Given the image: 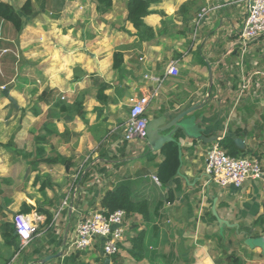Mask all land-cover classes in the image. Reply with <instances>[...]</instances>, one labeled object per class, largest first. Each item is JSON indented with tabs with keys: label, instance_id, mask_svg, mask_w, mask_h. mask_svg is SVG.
Instances as JSON below:
<instances>
[{
	"label": "crops",
	"instance_id": "1",
	"mask_svg": "<svg viewBox=\"0 0 264 264\" xmlns=\"http://www.w3.org/2000/svg\"><path fill=\"white\" fill-rule=\"evenodd\" d=\"M3 1L19 9L26 0ZM42 1L45 7L39 9ZM33 2L34 11L24 16L18 40L12 25L0 21V264H65L73 254L68 244L79 214L101 208L102 195L126 180L137 198L148 200L151 219L136 216L139 229L146 231L144 259H133L127 240L122 244L125 251L118 253L119 261L226 264L225 251H236L245 264H264L260 248L237 243L254 234L264 235V176L248 179L241 188H222L205 174L209 149L226 136L234 142L243 139L244 147L235 142L243 150L241 156L257 157L264 170V38L251 43L245 54L241 52L239 34L248 1L160 0L144 18L157 33L152 42L138 40L127 20L128 0H113L107 12H99L95 0ZM49 4L59 11L48 14ZM203 8L209 11L199 20ZM118 51L123 62L115 69ZM172 60L178 61L179 75L167 78L146 109L148 120L160 117L161 125L189 110L179 120L187 133L178 129L173 135L180 143L178 180L163 185L154 179L164 158L162 149H151L147 140L127 141L123 133L131 100L152 93L156 86L145 74L162 75ZM247 81L248 88L241 92ZM103 85L105 100L100 94ZM51 90L70 103L82 95L85 119L77 115L68 119L59 108H52L51 97L40 100L44 91ZM47 122L57 132L44 143L46 153L38 155L35 137L45 132ZM100 146L104 156L99 155ZM56 153L72 158L73 173L60 163L43 161ZM149 155L155 157L149 159ZM65 176L73 208H65L54 220L65 198L60 193ZM30 178L37 181L33 190ZM24 204L34 208L24 213ZM214 205L221 218L239 225L237 234L230 235L225 225H219ZM38 206L53 214L50 227L61 243H51L47 216L38 212ZM19 213L29 219L38 213L41 220L28 244L22 245L18 238L16 248L6 243L3 230ZM130 228L131 224L128 238L133 233ZM223 233L236 242L235 247L220 245ZM58 252L61 255L42 262Z\"/></svg>",
	"mask_w": 264,
	"mask_h": 264
},
{
	"label": "trees",
	"instance_id": "2",
	"mask_svg": "<svg viewBox=\"0 0 264 264\" xmlns=\"http://www.w3.org/2000/svg\"><path fill=\"white\" fill-rule=\"evenodd\" d=\"M160 0H128L127 2V20L133 24L136 29V35L140 42H152L157 38V33L155 32L154 28L147 24L144 18L153 13L151 10V5L159 2ZM97 4V10L99 12H107L113 4V0H95ZM190 2L183 5L182 9L189 7ZM34 11V2L33 0H26L24 4L19 8H15V6L9 2L0 0V21L4 23H10L14 29V33L16 36V40H18L19 36L21 35L23 28H24V16L30 15ZM123 62V54L122 52L118 51L114 54V64L113 67L115 69H119ZM105 85L100 88V94L102 95V100L107 99L104 95ZM99 94V95H100ZM49 97L54 99V103L52 104V108H59V110L63 113L67 114L68 119L73 118V116L77 115L82 119H85V107L84 102L85 99L82 95H79L72 103L62 99V95L56 91H44L40 95V100L49 101ZM45 132L43 134H39L35 137L36 143V153L39 155L45 154L46 150L44 147V143L47 142L48 136L51 133L57 132L52 127V123L47 122L45 124ZM219 144L227 151L228 154L232 156H241L243 150H241L235 144L233 138L230 136H226L223 139L219 140ZM162 155L164 158L160 161L157 167V177L161 184L167 185L170 182L177 181L178 179V170L181 164L180 158V146L178 141H170L167 142L162 150ZM99 155L104 156L103 147L100 146ZM155 156L149 155V159H153ZM46 163H60L65 166L66 171L71 174L75 170L73 167L75 163L73 162L71 157L64 156L60 153H56V156H46L43 159ZM85 176L82 177L81 183L85 181ZM80 177H78L77 182H79ZM41 188H44V184L42 183ZM171 199V198H169ZM100 206L103 209L109 211H115L117 209H123L126 211L127 217H132L133 214L138 213L140 214L145 221H149L151 219V212L149 209V202L146 199L137 198L132 192V185L131 182L126 180L122 181L119 184L115 185L112 189H108L101 197ZM162 206V203L159 204V208ZM34 207L32 205H23L22 212L28 213ZM158 208V209H159ZM38 212H43L46 214L47 218L45 221V226H49L48 234L53 235V240L51 243H61L62 240H58L55 238L52 227L50 225L53 221V214L49 213L37 207ZM209 215L212 219H215L212 212H209ZM133 233L129 236L127 251L136 261H141L145 257L146 246V231L140 230L136 223L132 224L130 228ZM229 231V234H237L235 228H228L224 227V231ZM250 233V228L247 229ZM3 235L5 241L8 245L14 246L19 248V236L15 230L13 223H6L4 225ZM229 235V236H230ZM257 234H254L256 236ZM237 236V235H236ZM220 245L226 246V243L229 244L230 247H235L236 242L232 241L229 237H225V233L221 234L219 237ZM226 241V242H225ZM228 241V242H227ZM240 245L244 244V239L240 240ZM100 247V245H97ZM87 251V250H86ZM83 252V251H79ZM226 252V264H245V261L236 253V251ZM117 261L118 254L111 256ZM111 257H106L105 264H109V260ZM79 254H71L69 257L66 258L65 264H86L83 261H79ZM120 260V259H119Z\"/></svg>",
	"mask_w": 264,
	"mask_h": 264
},
{
	"label": "built area",
	"instance_id": "3",
	"mask_svg": "<svg viewBox=\"0 0 264 264\" xmlns=\"http://www.w3.org/2000/svg\"><path fill=\"white\" fill-rule=\"evenodd\" d=\"M247 1V14L239 34L243 54L249 50L251 43L264 38V0ZM208 11V9L203 8L198 14V19H202ZM178 75L177 60H172L162 75L145 74V78L150 79L156 86L152 93L131 100L128 120L124 126L123 136L125 140L130 142L138 139L146 141V126L149 121L146 116V109L151 100L158 95L167 78ZM248 86L249 81L243 83L241 92ZM62 98L64 97L62 96ZM205 174L209 181L219 187L234 186L241 188L248 179L263 178L264 170L261 160L257 157L252 155L232 156L217 142L207 153ZM154 179L159 182L157 176H154ZM65 208H73L68 197H65L57 209L54 220L60 218ZM128 218L123 209L109 211L103 208H95L81 212L68 244L69 253L90 250L100 245L105 257L118 254L121 244L128 239ZM40 220L41 216L38 213H34L32 219L21 213L14 216L13 224L22 245H27L32 239Z\"/></svg>",
	"mask_w": 264,
	"mask_h": 264
},
{
	"label": "water",
	"instance_id": "4",
	"mask_svg": "<svg viewBox=\"0 0 264 264\" xmlns=\"http://www.w3.org/2000/svg\"><path fill=\"white\" fill-rule=\"evenodd\" d=\"M4 93L8 96L9 100L16 105V101L13 97H11L8 94L7 90H4ZM189 113V110L183 111L180 113L174 120L166 125H161V118L156 117L154 119H151L148 121L147 126H146V140L149 145V147L153 150H161L163 146L170 141H176L175 137L173 136L174 133L178 130L181 129L185 133H187V128L184 124H180L179 120ZM171 127H173L172 130ZM170 130L169 132H167ZM235 142L237 143L238 146L244 147V141L241 138H236ZM180 145V143L178 142ZM213 214L216 216L217 221L220 226H227L230 228H239L238 224H233L230 223L228 220L221 218L216 210V206L214 205L212 208ZM68 230L69 228L66 229L65 234L63 236V244H66L67 240V235H68ZM245 245H247L250 248H260L262 252L264 253V235L260 236H248L244 240ZM61 255V252H58L56 255H48L42 259V262H47L51 258Z\"/></svg>",
	"mask_w": 264,
	"mask_h": 264
},
{
	"label": "rangeland",
	"instance_id": "5",
	"mask_svg": "<svg viewBox=\"0 0 264 264\" xmlns=\"http://www.w3.org/2000/svg\"><path fill=\"white\" fill-rule=\"evenodd\" d=\"M55 1L59 2V0H53L54 3H55ZM69 2H70L69 4L72 6L73 5L72 1H69ZM82 4H84V2ZM39 7H40L39 9H42L43 7H45V2L42 1V4ZM46 7H48L47 8V13L48 14H50V12L57 13L59 11L58 8H56L54 4L53 5L49 4ZM79 25H82V24L80 23ZM79 28H80V26H79ZM2 179L5 180V178H2ZM33 180L34 179H31V178L28 180L29 181L28 183L31 185V190H33V189H35V187H37V185L34 186L33 182H35V181H33ZM60 181H61V189H60L61 192L60 193H62V199H63V197H68V201H70V199L73 197V194H72L71 191H68V189H67L68 188L67 177L65 176V177L61 178ZM77 196L82 197L79 194H77ZM137 215H138V213L133 214V217L128 220V222H131V223H129V224H131V226H132V224L137 223V220H138L137 217H136ZM138 228H139V225H138ZM125 242L126 241H124V243ZM121 250L125 251V249L123 248L122 244H121L120 251ZM73 254H75V253H73ZM78 254H79V258H78L79 261L80 262L83 261V263H86V264H105V261L107 259L103 255V252H102V250L100 249L99 246H95L93 249H90V250H87V251L78 252ZM131 263H132V260L130 262L125 263V264H131ZM109 264H124V263L119 261V259L117 261H115V259L113 257H111L110 260H109Z\"/></svg>",
	"mask_w": 264,
	"mask_h": 264
}]
</instances>
